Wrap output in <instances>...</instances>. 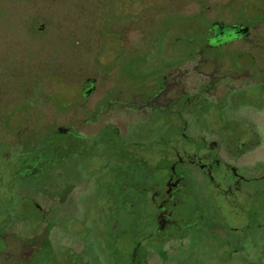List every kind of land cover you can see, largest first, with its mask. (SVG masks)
<instances>
[{
	"label": "flooded vegetation",
	"instance_id": "obj_1",
	"mask_svg": "<svg viewBox=\"0 0 264 264\" xmlns=\"http://www.w3.org/2000/svg\"><path fill=\"white\" fill-rule=\"evenodd\" d=\"M220 18L187 59L96 64L57 130L1 95L0 264H264V12Z\"/></svg>",
	"mask_w": 264,
	"mask_h": 264
},
{
	"label": "rangeland",
	"instance_id": "obj_2",
	"mask_svg": "<svg viewBox=\"0 0 264 264\" xmlns=\"http://www.w3.org/2000/svg\"><path fill=\"white\" fill-rule=\"evenodd\" d=\"M223 7L227 10L220 14ZM263 12L264 0H0V97L30 95L40 105L50 102V122L57 130L75 118L61 116L63 96L77 98L96 64L111 63L121 47L132 48L128 59L156 39L162 47L185 38L184 26L191 22L204 30L220 17ZM94 98L87 100L89 108ZM86 129L92 132L93 125ZM183 243L167 260L155 255L149 264H179L180 254L192 252L205 257L189 240Z\"/></svg>",
	"mask_w": 264,
	"mask_h": 264
},
{
	"label": "trees",
	"instance_id": "obj_3",
	"mask_svg": "<svg viewBox=\"0 0 264 264\" xmlns=\"http://www.w3.org/2000/svg\"><path fill=\"white\" fill-rule=\"evenodd\" d=\"M200 16H203L201 14ZM204 18V17H203ZM189 26V25H188ZM184 26L186 31V37L181 38L178 37L173 42L167 40L166 42H162L159 47L158 41L152 43L153 45L145 44V50L143 52L137 51L127 59V63L132 65H159V64H172L174 63L175 53L180 54L181 59L189 58V52L195 48L201 47V49L205 48V40L203 36L200 35L204 30L201 28H197L198 24L195 22H191L190 26ZM196 33L195 35H191L192 33ZM142 45L140 46L142 48ZM124 48V47H121ZM139 48V47H138ZM176 48H179L177 51ZM129 49V48H126ZM132 49V48H131ZM129 49V50H131ZM122 55V54H119ZM127 57V56H126ZM123 62V61H122ZM162 73V70H160ZM165 72V71H164ZM161 79V78H160ZM163 79V77H162Z\"/></svg>",
	"mask_w": 264,
	"mask_h": 264
}]
</instances>
